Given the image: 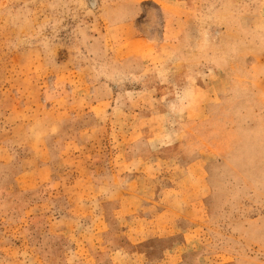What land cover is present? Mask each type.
I'll return each mask as SVG.
<instances>
[{
  "label": "rangeland",
  "instance_id": "obj_1",
  "mask_svg": "<svg viewBox=\"0 0 264 264\" xmlns=\"http://www.w3.org/2000/svg\"><path fill=\"white\" fill-rule=\"evenodd\" d=\"M0 264H264V0H0Z\"/></svg>",
  "mask_w": 264,
  "mask_h": 264
}]
</instances>
